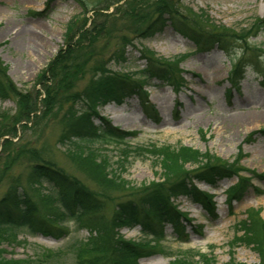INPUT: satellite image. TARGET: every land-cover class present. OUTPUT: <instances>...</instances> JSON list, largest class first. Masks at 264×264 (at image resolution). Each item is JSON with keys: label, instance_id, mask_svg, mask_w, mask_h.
Here are the masks:
<instances>
[{"label": "trees", "instance_id": "trees-1", "mask_svg": "<svg viewBox=\"0 0 264 264\" xmlns=\"http://www.w3.org/2000/svg\"><path fill=\"white\" fill-rule=\"evenodd\" d=\"M75 1L80 5L81 12L67 23L64 45L37 76L31 90L20 89L0 59V101L11 100L15 103L14 111L0 110V186H6L0 197V264H16L15 260L2 258L1 252L5 242L11 244L18 241L19 230L32 236L63 238L71 234L69 227L65 226L69 221H74L78 229L85 228L91 232L90 238L75 239L70 244L74 264H140L141 259L157 252L173 258L171 264H193L196 259H199L196 260L198 264H213L209 263L211 259L208 254L166 252L161 246L166 234L158 226L164 221L172 223L177 237L185 242L188 237L180 219L187 220V216L177 209L175 199L190 197L200 202L210 216H215L212 196L200 192L195 181L215 187L219 180L238 176V182L227 191L228 203L231 204L251 186V177L262 179L264 176L237 167L239 160L231 164L213 160L210 155L182 145L152 144L138 146L133 151L127 140L137 137L138 133H125L110 126L106 120L100 119L99 108L111 101L120 104L124 98L133 95H137L146 107L149 102L143 80L156 77L176 83L178 60L163 61L144 52L148 64L140 74L143 80H135L128 73L113 71L109 66L111 63L122 65L127 61L126 48L134 40L150 38L168 25L191 39L198 50L217 46L233 56L229 77L233 86H237L246 68L252 67L261 77L264 87V52L255 53V48L248 44L253 34L264 29V19L255 20L249 28H242L239 32L227 28L214 30L217 26L213 27L212 32L200 29L194 16L186 17L179 0H128L124 6L116 7V14L131 23L136 36L133 40L126 35L121 36L116 49L104 60L92 49L95 38L105 35L110 24L106 25L108 17L102 11H108L122 0L109 3L107 0L91 3L86 0ZM89 12H93L95 17L89 18ZM236 43L244 46L239 56L233 54ZM87 76L85 87L74 89L76 83ZM40 96L42 108L38 105ZM65 105L67 110L60 116ZM96 119L102 124L96 125ZM26 120L32 122L33 126L46 123L61 125L59 141L70 142L75 149L69 152L71 160L98 190L90 189L80 179L60 168L36 146L21 143L18 127L21 126L23 131L28 130ZM95 141L126 144V148L121 150L125 157L119 163L122 170L132 152L156 158L162 163L163 177L145 186L139 193L134 192L132 198L116 201L108 216L106 207L107 201L112 200L109 198L110 193L126 191L128 185L115 172L109 171L108 159L91 147ZM186 165L196 168L188 169ZM241 171L249 172L251 177H240ZM44 184L49 189L44 188ZM138 224L143 229L137 242L125 240L119 233L121 228H133ZM235 228L239 238H235L230 246L232 253L228 264H240L233 251L244 244L253 246L260 255V264H264V219L260 212L249 209L246 218L239 221Z\"/></svg>", "mask_w": 264, "mask_h": 264}, {"label": "rangeland", "instance_id": "rangeland-1", "mask_svg": "<svg viewBox=\"0 0 264 264\" xmlns=\"http://www.w3.org/2000/svg\"><path fill=\"white\" fill-rule=\"evenodd\" d=\"M127 1L122 0L108 11H102L108 17L106 25L110 24L107 25V33L96 37L92 46L93 52L101 59L105 60L116 49L121 36L126 35L132 40L136 36L131 23L116 14V9ZM179 3L186 17L194 16L200 29L212 32L214 26L218 27L214 30L227 28L239 32L242 28H249L255 20L264 19V0H179ZM80 12L81 7L75 0H0V59L20 89L31 90L35 85L37 76L62 48L67 23ZM88 17L92 19L95 15L89 12ZM248 44L255 48V53L264 52V29L253 34ZM236 45L233 54L239 56L244 46L240 43ZM126 52L127 62L121 66L112 65L111 68L131 74L135 80L139 79L140 72L146 67L144 52L163 61L179 60L175 84L153 79L145 85L152 109L145 108L137 96L125 98L120 104L110 102L99 108L100 119L106 120L110 126L125 133H138L137 137L127 140L131 150L152 144L182 145L210 155L213 160L230 164L239 160L237 167L264 176V87L253 70L247 69L238 88L232 89L228 75L233 67V59H229L218 47L197 51L195 43L171 25L150 38L134 40ZM248 58L254 60L253 57ZM87 78L79 80L74 89L84 88ZM41 99L42 96L38 98L39 108H42ZM0 110L14 111L15 103L11 100L0 101ZM65 110L67 105L59 115L62 116ZM122 117L131 118L135 125L125 127ZM27 123L29 129L26 131L18 127L21 143L36 146L60 168L80 179L90 189L98 190L71 160L69 152L75 149L70 142L59 141L61 125L46 123L34 125V128L32 122ZM100 123V120H95L96 125ZM91 147L108 159L109 171L115 172L128 185L126 191L110 193L112 200L107 201L106 207L108 216L116 201L131 197L134 192L139 193L145 186L163 177L162 163L148 154L140 156L135 152L130 153L122 170L119 163L125 160L121 150L126 148V144L95 141ZM186 167L192 169L195 166ZM239 175L251 177L249 172L244 171ZM238 179L237 176L224 178L216 188L196 183L200 192L213 197L212 201L216 204V216L213 218L191 198L175 199L174 204L189 219L188 222L182 219L186 224L188 241H181L174 227L164 222L162 226L167 236L161 242L164 250L173 254L200 252L208 254L211 259L209 263L228 264L232 253L230 246L235 238H239L235 228L237 223L246 218L249 209L258 210L264 219V178L251 177V186L242 197L228 205L227 190ZM44 188L49 189V186L44 184ZM5 189L4 184L0 186V197ZM65 226L69 227L71 234L63 238L32 236L19 230L18 241L11 244L5 242L1 257L7 261L15 260L16 264H74L70 244L75 239L90 238L91 232L85 228L78 229L74 221L67 222ZM119 233L125 240L137 242L142 236V227L122 228ZM233 253L240 264L261 262L253 246L240 245ZM172 260L168 254L157 252L141 259L140 264H171ZM196 260L193 264H198Z\"/></svg>", "mask_w": 264, "mask_h": 264}, {"label": "bare ground", "instance_id": "bare-ground-1", "mask_svg": "<svg viewBox=\"0 0 264 264\" xmlns=\"http://www.w3.org/2000/svg\"><path fill=\"white\" fill-rule=\"evenodd\" d=\"M121 119H123V121L125 122V124H123L125 127H132L135 125V121L131 120V118L122 117Z\"/></svg>", "mask_w": 264, "mask_h": 264}]
</instances>
